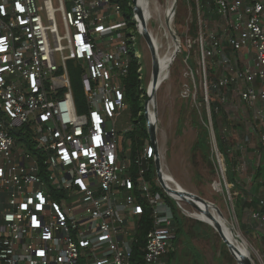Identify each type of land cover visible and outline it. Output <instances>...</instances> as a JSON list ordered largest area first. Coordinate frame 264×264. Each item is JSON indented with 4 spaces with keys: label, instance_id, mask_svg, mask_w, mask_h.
<instances>
[{
    "label": "built area",
    "instance_id": "1",
    "mask_svg": "<svg viewBox=\"0 0 264 264\" xmlns=\"http://www.w3.org/2000/svg\"><path fill=\"white\" fill-rule=\"evenodd\" d=\"M57 4L0 0V264H135L144 217L150 229L140 264H175L173 207L158 177H148L159 146L145 142L134 158L131 142L118 149L116 123L128 107L124 81L133 61L142 90L139 32L125 10L135 4ZM192 11L204 101L210 92L236 93L256 112L264 152V0H195ZM70 63L81 70V114ZM212 152L223 172L222 154L215 145ZM249 217L264 227V199Z\"/></svg>",
    "mask_w": 264,
    "mask_h": 264
},
{
    "label": "rangeland",
    "instance_id": "2",
    "mask_svg": "<svg viewBox=\"0 0 264 264\" xmlns=\"http://www.w3.org/2000/svg\"><path fill=\"white\" fill-rule=\"evenodd\" d=\"M145 1L150 3L145 7L150 14L146 17L140 4V17L145 22L146 33L153 41L157 54L166 53L171 42H176L178 46L166 77L158 80L155 92L150 95L152 55L139 34L138 47L135 48L142 69V90L138 88L139 96L144 103L149 102V118L151 114L155 118L152 124L159 146L161 173L169 177L176 187L183 188V193L206 201L209 208L214 209L232 230L239 243L244 242L242 245L246 247L252 264H264V259L257 256L264 253V227L252 223L249 217L252 209L242 207L238 202L243 197L250 204L252 199L256 197L259 200L261 196L255 193L252 185L261 181L257 175L263 164V158L256 153L260 150L257 116L253 109L240 103L236 93L230 89L210 92L208 103L204 101L197 41L199 20L192 11L195 0H175L172 12L171 0L169 17H165L164 12L169 0ZM52 3L55 8L58 6L57 0H52ZM133 9L134 5L130 6V16L135 24ZM126 14L129 15L128 10ZM199 17L202 22L207 19L201 12ZM56 21L61 30L59 14H56ZM205 24L207 28L214 26L210 22ZM142 26L144 28V24ZM217 77L218 74L212 71L210 78L215 80ZM214 104L216 108L212 110ZM129 108L116 123L119 152L129 147V136L124 134L126 129H132L133 126ZM214 121L232 162L229 169L222 155L223 172H220L212 152L214 145L219 150L213 129ZM204 131L208 134L207 148L202 152L195 147L198 136ZM150 172V176L155 175L157 178L155 164H152ZM164 196L170 199L173 208L176 207V215L181 220L178 239L174 241L177 264H238L219 235L193 217L194 214L202 213L199 206L191 202L175 201L166 193Z\"/></svg>",
    "mask_w": 264,
    "mask_h": 264
},
{
    "label": "trees",
    "instance_id": "3",
    "mask_svg": "<svg viewBox=\"0 0 264 264\" xmlns=\"http://www.w3.org/2000/svg\"><path fill=\"white\" fill-rule=\"evenodd\" d=\"M122 5L125 8V2H123ZM125 10L129 11V16H130V13H131L130 10L127 8ZM129 22H130V26H133V22H131L130 20ZM137 69H138V64L137 62L133 61L131 64L129 75L127 79L124 81L126 102L128 106L130 107L129 111L131 114V118L133 119V130L129 132L128 134L129 140L131 142V148H130L131 158H134L138 153H140L143 144L147 140H149V135H148V132L145 126L146 122H145V113H144V100H142L139 96L140 92L138 90L139 83H138V76L136 73ZM68 70H69V77L71 81L72 94H73L75 106H76L77 112L81 114L86 111L85 102H84V92H83V88H82V84L80 80L81 70L79 67H77L76 65L72 63L68 65ZM215 108H216V104L212 106V110H214ZM213 129L215 130V133H216V141L218 144L219 151L223 155L226 165L228 166L229 169H231L232 162H231V159L228 158V153L225 147V142L221 134L218 133V128H217L215 121L213 123ZM207 135H208L207 132L204 131L201 135L198 136L195 149H200L202 152L205 151V149L207 148V139H206ZM150 175H151V172L149 173V176H148L150 179L154 177ZM257 176H258V179L263 178L264 176L263 165L259 167ZM258 184H260V182ZM259 188L260 186H258L256 190L254 189L255 193H259ZM239 201L242 207H245L248 209H254L256 205L258 204V200L256 199V197L251 200L250 204L247 201H245L243 197H240L238 202ZM172 210H173L174 218L177 223L176 235L174 239V241H176L178 239L177 234L181 229V220L176 215L175 206ZM242 228H245V226H242ZM137 229H138L137 230L138 239L135 243V248H134L135 257H136L135 264H140V258L138 257L139 256L138 250L140 248H143L144 246L143 238L145 234L148 232V230L150 229V224H149V221H147L146 217L141 219ZM170 258L174 260V262H176L175 252L171 254Z\"/></svg>",
    "mask_w": 264,
    "mask_h": 264
},
{
    "label": "water",
    "instance_id": "4",
    "mask_svg": "<svg viewBox=\"0 0 264 264\" xmlns=\"http://www.w3.org/2000/svg\"><path fill=\"white\" fill-rule=\"evenodd\" d=\"M134 9H133V17L135 20V23L137 25L138 28V32L139 35L143 37V39L145 40V42L147 43L149 50L151 52L152 55V69H151V77H150V87H149V91L151 94H153L156 90L157 87V83H158V76H157V70H158V55H157V51L154 48V45L152 44V41L150 40L149 36L146 33V30L142 27V19L140 17V11H139V0H134ZM168 29V27H167ZM169 30V29H168ZM178 51V48L176 50V52ZM175 52V53H176ZM148 104L149 102H145L144 103V113H145V126L149 135V141L152 145H154L156 143L155 140V130L153 127V124L147 114V109H148ZM155 167H156V174L158 177V181L160 183V185L162 186L163 190L175 201H179V202H191L194 203L195 205H202L203 209L201 210L202 213L204 214V216L208 219H212V217L210 216L209 213V204L204 201L203 199L194 196V195H190L187 193H181V194H175L173 193L166 185L163 175L161 173V169H160V165L159 162L156 161L155 163ZM213 220V219H212ZM201 222V221H200ZM204 223V222H202ZM207 224V223H205ZM209 227H211L221 238L223 244L226 246L229 254L231 255V257L238 263V264H252V262L250 261V259L248 257L243 256L242 253H240L239 250H237L234 245L228 240L226 239L220 225L216 222L213 223H209L207 224Z\"/></svg>",
    "mask_w": 264,
    "mask_h": 264
},
{
    "label": "bare ground",
    "instance_id": "5",
    "mask_svg": "<svg viewBox=\"0 0 264 264\" xmlns=\"http://www.w3.org/2000/svg\"><path fill=\"white\" fill-rule=\"evenodd\" d=\"M173 3H174V0H172V6H173ZM139 5L141 7H143V9H144L143 10L144 11V15L146 17H148L149 14H150V12L145 7H147L148 5H150V3L148 1H145V0H139ZM170 7H171V0H169L168 3H167V5H166L165 11H164L165 12V17H169ZM157 11H158V9L155 10V12H157ZM171 12H172V7H171ZM171 19H172V17L170 18V20ZM141 23L144 24V29H145L146 26H145L144 20H142ZM152 43H153V41H152ZM177 48H178V46L176 45V42L175 43H172L171 42L170 47H169V49H167V52L166 53H161L160 52V54H157L158 55V70H157V76H158L159 79L166 77L167 72H168V69H169V66L174 61V54H175ZM150 120L154 124L155 118H154V116L152 114L150 115ZM163 178H164V181H165L167 187L173 193H175V194H181V193H183V188L176 187L174 184H172V181H171V179L169 177H167L166 175H163ZM198 206L200 207L201 210L203 209V206L202 205H198ZM209 213H210V216L212 217L213 220L206 218L203 213H201V214H194L193 217L195 219H197V220H199L201 222L207 223V224L213 223V222L218 223L220 225V227H221V229H222V231H223L226 239H228L234 245V247L237 250H239L240 253L243 254V256L249 258V254H248V252L246 250V247L244 245H242L244 242H242V244L239 243V241L237 240L238 238L236 239L234 237L232 230L226 226L225 222L220 218V215L214 209L210 208L209 209Z\"/></svg>",
    "mask_w": 264,
    "mask_h": 264
},
{
    "label": "crops",
    "instance_id": "6",
    "mask_svg": "<svg viewBox=\"0 0 264 264\" xmlns=\"http://www.w3.org/2000/svg\"><path fill=\"white\" fill-rule=\"evenodd\" d=\"M251 110V109H250ZM253 112L256 114V112L253 110ZM257 116V115H256ZM257 121H258V124H259V130H260V122H259V119H258V117H257ZM259 132V131H258ZM258 135H259V133H258ZM257 140H258V138H257ZM258 145H259V149L260 150H258V151H256V153H257V155L259 154V155H261V157L263 158V167H264V152L262 151V149H261V147H260V144H259V142H258ZM252 177V176H251ZM263 178H264V176H263ZM263 178H260V184H252L253 186H254V189L256 190V188L258 187V186H260V188H259V194L261 195L260 196V198L259 199H264V184L262 183L263 182ZM262 185V186H261ZM172 261H174V260H172ZM175 264H177V262H175Z\"/></svg>",
    "mask_w": 264,
    "mask_h": 264
}]
</instances>
